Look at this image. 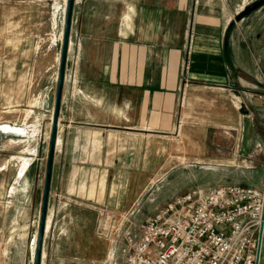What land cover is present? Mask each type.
<instances>
[{"label":"crops","instance_id":"1","mask_svg":"<svg viewBox=\"0 0 264 264\" xmlns=\"http://www.w3.org/2000/svg\"><path fill=\"white\" fill-rule=\"evenodd\" d=\"M263 110L264 0H75L45 264H123L121 229L184 192L224 185L199 169L231 170L240 124ZM47 149L15 170L0 264H33Z\"/></svg>","mask_w":264,"mask_h":264},{"label":"rangeland","instance_id":"2","mask_svg":"<svg viewBox=\"0 0 264 264\" xmlns=\"http://www.w3.org/2000/svg\"><path fill=\"white\" fill-rule=\"evenodd\" d=\"M65 5L66 0H0V226L10 225L4 211L9 205L7 194L16 168L39 159L48 146L49 85L53 57L61 43L59 30H63ZM248 64L252 69L250 59ZM250 119L240 124L239 149L234 152L233 148L231 170L200 165L199 169L197 165L195 169H199L201 176L208 174L215 182L224 177L220 181L224 185L263 183L264 110L257 121ZM146 218L138 217L135 225L121 229L122 245L124 231L130 230L138 236L135 229L141 230L149 217ZM47 241L44 233L43 244ZM263 262L264 241L260 264Z\"/></svg>","mask_w":264,"mask_h":264},{"label":"built area","instance_id":"3","mask_svg":"<svg viewBox=\"0 0 264 264\" xmlns=\"http://www.w3.org/2000/svg\"><path fill=\"white\" fill-rule=\"evenodd\" d=\"M123 238V264H260L264 181L182 193Z\"/></svg>","mask_w":264,"mask_h":264},{"label":"water","instance_id":"4","mask_svg":"<svg viewBox=\"0 0 264 264\" xmlns=\"http://www.w3.org/2000/svg\"><path fill=\"white\" fill-rule=\"evenodd\" d=\"M74 1L75 0H66V5H65L64 24L61 35L60 55H59L58 72H57L56 87L54 94V104H53L51 122H50L51 125H50L48 149L46 156L45 175H44V183H43V190L41 197L38 230L34 244L33 264H45V255L42 252L43 238L46 229V211H47V203L49 196V186H50L53 154H54L56 133H57V121H58L61 93L63 86L66 52H67V45L69 40V32H70ZM252 7L253 5H248L245 8L244 12H248Z\"/></svg>","mask_w":264,"mask_h":264},{"label":"bare ground","instance_id":"5","mask_svg":"<svg viewBox=\"0 0 264 264\" xmlns=\"http://www.w3.org/2000/svg\"><path fill=\"white\" fill-rule=\"evenodd\" d=\"M34 244H35V240H33V244H32V250H33Z\"/></svg>","mask_w":264,"mask_h":264}]
</instances>
